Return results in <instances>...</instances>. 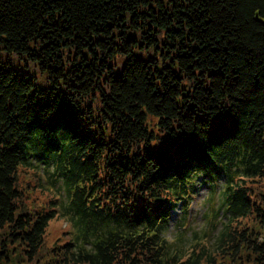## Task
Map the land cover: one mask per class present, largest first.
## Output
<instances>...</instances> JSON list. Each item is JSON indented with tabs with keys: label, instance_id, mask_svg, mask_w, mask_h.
I'll return each instance as SVG.
<instances>
[{
	"label": "trees",
	"instance_id": "16d2710c",
	"mask_svg": "<svg viewBox=\"0 0 264 264\" xmlns=\"http://www.w3.org/2000/svg\"><path fill=\"white\" fill-rule=\"evenodd\" d=\"M0 51L49 83L0 58V264L7 242L46 257L56 209L34 211L20 179L44 152L71 221L44 264H202L244 250L264 264L251 223L264 222V0H0ZM222 173L228 219L186 258L163 235L170 211L195 176Z\"/></svg>",
	"mask_w": 264,
	"mask_h": 264
},
{
	"label": "rangeland",
	"instance_id": "374dc122",
	"mask_svg": "<svg viewBox=\"0 0 264 264\" xmlns=\"http://www.w3.org/2000/svg\"><path fill=\"white\" fill-rule=\"evenodd\" d=\"M0 58L3 62L10 61L12 66L22 73L37 77L40 89H45L49 86L48 81L42 76L41 72L32 65L27 66L24 59L13 54L9 56L5 51H0ZM156 124L157 118L149 117V126L158 134L160 132ZM28 163L35 166H28L21 173V186L27 193L25 201L29 203L34 211H41V213L56 209L47 230L46 245L43 250L46 257L27 261L22 250L24 247L22 248L21 245L16 244L17 247L14 249L13 245L7 242V248L10 247L11 251V260L2 264H44L47 258L61 253V250L57 253L56 251H51V248L55 249V246L63 245L68 239L66 231L71 227V221L65 206L69 203L70 197L67 181L58 171V159L50 153H35L29 158ZM228 180L227 173H222L215 181L211 182L206 180L204 175H197L191 184L192 191L173 207L163 235L168 239L172 247L187 248L186 258L191 256L190 253L195 252L188 245L194 243V238L196 237L205 235L210 245L215 244L223 225L228 219L226 205L223 203L225 201L223 190ZM260 181L254 186L257 195L264 194V179ZM57 195L59 200H55ZM262 197L264 201V196ZM185 223H189L187 227H184ZM251 223L252 227L259 231V237H264V222L252 220ZM4 237L3 228L0 227V249ZM87 245L89 246L90 243H87ZM210 258L214 259L212 264H253L254 260V257L244 250L235 255H229L228 253L217 254L216 256L211 255L202 264H211L208 261Z\"/></svg>",
	"mask_w": 264,
	"mask_h": 264
}]
</instances>
